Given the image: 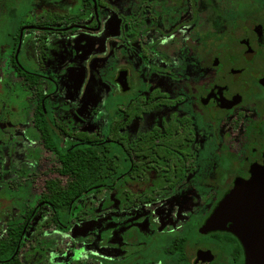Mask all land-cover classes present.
I'll return each instance as SVG.
<instances>
[{"label": "flooded vegetation", "instance_id": "1", "mask_svg": "<svg viewBox=\"0 0 264 264\" xmlns=\"http://www.w3.org/2000/svg\"><path fill=\"white\" fill-rule=\"evenodd\" d=\"M26 10L21 23L12 22L0 59L7 55L1 67L14 69L35 99L31 126L39 133L37 145L54 152L61 164L59 149L83 143L78 133L94 134L104 160L118 165L116 184L108 177L94 195L107 210L119 194L120 218H103L104 229L127 225L123 214L148 215L150 232L132 223L117 235L116 258L93 253L91 259L245 264L236 233L204 227L237 181L264 164V0H31ZM81 63L87 80L63 103L70 94L64 77L72 73L69 88L77 86ZM87 81L104 98L100 105L87 96ZM53 98L59 109H52ZM64 111L69 114L58 115ZM72 114L83 116L85 124L73 126ZM22 133L15 137L19 141L0 140V178L5 164H13L7 152L22 142L27 132ZM31 141L25 145L39 151ZM47 180L15 223L24 225L21 253L29 232L41 220L48 224L42 207L53 215L45 199ZM129 181H150V190L126 188Z\"/></svg>", "mask_w": 264, "mask_h": 264}, {"label": "rangeland", "instance_id": "2", "mask_svg": "<svg viewBox=\"0 0 264 264\" xmlns=\"http://www.w3.org/2000/svg\"><path fill=\"white\" fill-rule=\"evenodd\" d=\"M2 1L4 3L0 6V48H7L4 44L8 42L9 36L7 34L11 31L12 22L21 23L31 0H7L12 5L9 6L10 9L4 8L6 1L0 0V2ZM9 10L12 12L11 16L8 14ZM87 18L91 20L90 15ZM81 45L85 48L86 44L82 42ZM83 51L85 53V50ZM63 52L64 55H68L67 49ZM6 56L3 55L0 59V140L3 142L8 141L11 137L15 138L17 135H23L22 132H27V135L22 139V142L15 144L11 150H8V157L13 164H8L9 166L5 164L4 168L7 173L0 178V236L7 229L9 223L13 222L15 224L20 221L25 208L36 202L39 195L45 190L44 186L47 179L55 178L63 183L68 180L66 176L59 173L60 164H57L54 152L44 149L40 143H38L40 146L39 151L36 149L35 151L34 148L30 151L27 147V145H30L29 141L31 140L36 145V142H39L38 130L31 126L35 99L26 87L24 80L19 77L14 69L7 67V70L1 67V65H5ZM84 71V63H81L75 71L77 86H74V88H69L72 73L71 75L67 73V77H64L65 82L68 83V87L65 88L66 91L64 90V92L68 93L69 91L70 94L64 97L63 103L73 100L81 90L82 84L87 80ZM87 82V96L93 104L100 105L104 98L98 95L99 93L90 85L91 82ZM54 99H52L51 106L52 109L56 110L60 107V101ZM63 114L69 113L68 111L58 113L59 116H64ZM70 116L76 123L73 126L80 127L81 124H85L83 116L79 114L78 116H73V114ZM24 129L26 130L24 131ZM15 139L19 141L18 138ZM130 182L126 184V188H134L133 190L136 192L140 189L145 191L144 188L151 183L149 181L147 183L129 184ZM149 190L147 187L148 192ZM95 194L97 192H90L77 204L73 205L71 212L79 213L80 218H77L76 214L70 216L71 225L68 228H61L53 222L44 227L42 220L37 225L40 218H35L33 226L37 225L38 228L29 232L28 238L30 240L23 248L21 259L25 263L102 264L98 259H91L92 254L97 253L110 259L116 258L118 254L115 255V253L118 251L112 246L117 247L119 245V243H116L120 240L117 235L122 234L127 228L126 226L136 223L145 233L150 232L147 221L148 215L141 211L134 212V215L133 212L128 213V215L123 214L122 216L127 217L124 220H128L125 226L112 224L104 229V225H102L103 218L109 221H115L114 217L116 219L120 218L116 214L121 206L117 199L119 194L114 193L112 195L114 204L107 210L102 208L101 199L94 198ZM40 212L44 216L42 219L51 218V210L47 206L42 207Z\"/></svg>", "mask_w": 264, "mask_h": 264}, {"label": "trees", "instance_id": "3", "mask_svg": "<svg viewBox=\"0 0 264 264\" xmlns=\"http://www.w3.org/2000/svg\"><path fill=\"white\" fill-rule=\"evenodd\" d=\"M77 136L83 143L62 149L46 137L48 145L60 151L59 173L68 176L66 184L55 179L46 182L45 199L53 211L48 224L53 222L62 228L69 224L71 209L81 198L93 191L101 192L107 185L108 177L113 178L110 181L112 185L116 184L118 165L113 162L108 164L104 160L101 140L94 134L78 133ZM30 219L31 215L28 217ZM23 235V224L7 227L0 236V264H24L20 259Z\"/></svg>", "mask_w": 264, "mask_h": 264}, {"label": "water", "instance_id": "4", "mask_svg": "<svg viewBox=\"0 0 264 264\" xmlns=\"http://www.w3.org/2000/svg\"><path fill=\"white\" fill-rule=\"evenodd\" d=\"M213 229L238 235L245 247V264H264V164L254 165L251 177L238 180L226 193L204 227Z\"/></svg>", "mask_w": 264, "mask_h": 264}]
</instances>
